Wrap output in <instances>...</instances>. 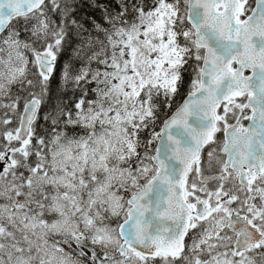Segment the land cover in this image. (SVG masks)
Listing matches in <instances>:
<instances>
[{
  "label": "snow or ice",
  "instance_id": "6c2138e0",
  "mask_svg": "<svg viewBox=\"0 0 264 264\" xmlns=\"http://www.w3.org/2000/svg\"><path fill=\"white\" fill-rule=\"evenodd\" d=\"M0 264H264V0H0Z\"/></svg>",
  "mask_w": 264,
  "mask_h": 264
}]
</instances>
